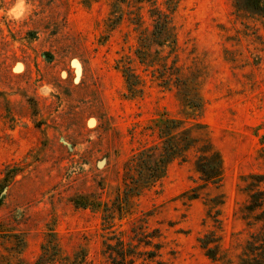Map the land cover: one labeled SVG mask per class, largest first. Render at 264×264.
<instances>
[{
  "label": "rangeland",
  "instance_id": "rangeland-1",
  "mask_svg": "<svg viewBox=\"0 0 264 264\" xmlns=\"http://www.w3.org/2000/svg\"><path fill=\"white\" fill-rule=\"evenodd\" d=\"M120 1L23 0L16 19L8 13L17 0H0V261L16 264L20 256L31 264L53 229L65 254L85 249L99 262L109 232L127 238L146 224L160 230L164 259L173 264H240L246 241L259 232L243 219V179L264 177V0H180L177 49L158 55L153 46L149 68L136 61L140 31L132 18L140 12L149 33L153 7ZM152 2L166 11V0ZM112 11L120 21L111 30ZM122 58L143 81L140 96H130ZM186 90L202 99L196 119L221 157L220 186L205 185L196 170L204 138L104 230L102 209L75 201L114 208L126 162L159 142L154 121L193 122L184 115ZM14 236L25 241L21 255ZM206 237L215 241L217 262L201 248Z\"/></svg>",
  "mask_w": 264,
  "mask_h": 264
},
{
  "label": "trees",
  "instance_id": "trees-1",
  "mask_svg": "<svg viewBox=\"0 0 264 264\" xmlns=\"http://www.w3.org/2000/svg\"><path fill=\"white\" fill-rule=\"evenodd\" d=\"M126 0H121L124 3ZM180 0H166V11L156 7L152 0H137L141 5L150 4L153 9L150 10V17L153 22V29L148 33L141 30L143 25L140 12L132 22L139 33V46L136 49V61L141 66L152 67L148 59L152 53V47L155 46V54H162L165 49L170 50V54L177 49V35L173 24V13L176 10ZM142 7L138 8L141 11ZM115 10V7H114ZM117 12L112 11L108 19V27L114 29L120 18L116 17ZM117 21V22H116ZM109 28V29H110ZM168 58V57H165ZM164 59V57H163ZM162 60V58H160ZM118 65L122 73L130 96L137 97L143 93L142 79L132 68L131 59L122 58ZM160 65V64H158ZM161 67L163 65H160ZM147 70V69H146ZM180 82L179 78H175ZM163 84L167 79L161 76ZM165 87V86H164ZM186 108L187 120H193L189 127L186 121L181 119L160 116L154 121V132L157 135L158 143L154 146L143 148L134 154L124 165L123 181L125 189L120 196L119 203L114 208H108L105 204H94L75 201L76 207L101 210L103 215L104 230H111L115 224L113 222L115 211L118 212L120 219L130 214L131 199L141 196L145 191L154 188L166 177L168 169L174 162H185L187 153L194 149L197 144L205 138L207 148L202 151L196 162V170L201 176L205 185L220 186L222 180V161L220 155L215 151L207 134L205 125L196 118L200 116L203 110V102L197 91L180 92ZM204 135V136H202ZM246 183L244 191L249 200L244 207L243 219L247 227L259 225V232L252 233L246 241L242 251L240 264H264V177L251 174L243 179ZM197 199L196 194L190 200ZM113 211L111 212V210ZM258 212V214H257ZM131 230L132 236L125 237V231L109 232L103 241L101 251V261L93 262L88 259V253L81 249L72 255L65 254L60 247L57 235L53 229H49L44 243L41 246L39 256L31 264H173L164 259L163 246L160 242L161 234L159 229L147 230L146 224L139 225ZM13 238L17 239V236ZM208 237L200 240L201 248L206 251V255L217 262L214 248ZM24 240L14 242V250L21 255L25 248ZM10 261H0V264H10ZM16 264H22L19 256Z\"/></svg>",
  "mask_w": 264,
  "mask_h": 264
},
{
  "label": "clouds",
  "instance_id": "clouds-1",
  "mask_svg": "<svg viewBox=\"0 0 264 264\" xmlns=\"http://www.w3.org/2000/svg\"><path fill=\"white\" fill-rule=\"evenodd\" d=\"M24 10V4H23V0H17V3L15 4V6L9 11L8 15L10 17L19 19L20 18V14L22 13V11Z\"/></svg>",
  "mask_w": 264,
  "mask_h": 264
}]
</instances>
